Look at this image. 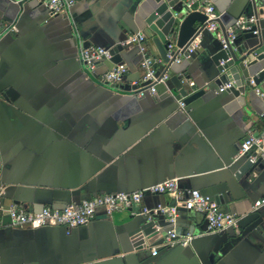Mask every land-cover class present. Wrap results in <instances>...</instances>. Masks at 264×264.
Here are the masks:
<instances>
[{
	"label": "crops",
	"instance_id": "0c3cea01",
	"mask_svg": "<svg viewBox=\"0 0 264 264\" xmlns=\"http://www.w3.org/2000/svg\"><path fill=\"white\" fill-rule=\"evenodd\" d=\"M213 2L218 24L225 28L254 12L251 0ZM149 3L74 0L69 10L52 15L39 0H0V22L17 26L0 38V91L14 87L19 94L9 102L0 97L4 204L32 211L64 208L72 201L173 177L183 191L147 194L141 205L110 214L99 208L87 223V238L79 228L67 234L63 226H11L9 215L0 212V264H264V204L253 208L255 200L264 198V160L258 172L240 179L234 172L243 162L229 166L247 133L264 130V100L252 90L240 105L230 91H207L189 104L190 111L179 108L181 88L189 93L208 82L215 85L211 57L221 49V29L204 32L203 49L175 62L155 95L139 96L107 84L101 77L107 60L87 73L76 59L85 42L111 48L138 30L147 35L150 52L158 54L145 23ZM257 15L264 37L260 2ZM124 47L128 72L120 83L126 86L139 75L142 79V70L138 47ZM263 66L264 60L255 71ZM258 87L264 90V80ZM190 188L221 195L220 210L240 216L242 226L234 230L239 237L224 253L217 252L221 237L205 233V214L179 203ZM158 203L178 206L172 227L180 236L192 235V244L168 246L160 238L134 248L133 210ZM158 215L160 225L169 229L166 215ZM249 227L259 228L252 229L250 238L243 236Z\"/></svg>",
	"mask_w": 264,
	"mask_h": 264
},
{
	"label": "built area",
	"instance_id": "2783aa9c",
	"mask_svg": "<svg viewBox=\"0 0 264 264\" xmlns=\"http://www.w3.org/2000/svg\"><path fill=\"white\" fill-rule=\"evenodd\" d=\"M47 8L50 9L52 14H59L67 10L74 4V0H39ZM182 4V8L186 13L193 11H200L207 15V27L209 30L215 32L219 31V25L217 23L216 8L213 0H178ZM262 2V9L264 14V0ZM258 17L251 15L249 17H240L237 19L235 25L227 30V36L231 42L236 38L237 29H251L253 25H257L254 33H258ZM17 31L15 24H7L0 22V38L7 33H14ZM147 35L143 31L133 33L128 36L122 42L123 46L138 45L142 59L139 63L142 70V81H150L151 85L146 89H141L138 93L139 96H143L145 91L148 90L151 94H156V84L164 83L168 80V72L160 71V67L164 64L163 59L159 54L151 53L147 45ZM200 38L194 39L186 49H179V53L175 56L174 63H180L184 59H190L196 54V49L199 46ZM223 47L227 48L228 44L222 37ZM175 47L174 42L169 43V52ZM172 58L171 55H169ZM80 57L85 63L86 67L95 71L98 64L104 60H110L112 54L110 48L104 46H90L81 50ZM160 71V72H159ZM128 72V66L125 63L113 64L110 68L106 69L101 77L103 80L120 83L122 82ZM133 81V84H136ZM232 83H226L220 86V91H224L230 88ZM256 93L264 100V90L260 87H255ZM180 107L184 109L185 103L183 98L179 99ZM261 117L264 118V110L261 112ZM246 157L251 160L252 163L258 160H264V130L261 133H254L249 131L242 142L239 144L238 151L234 156V161ZM5 192V185L0 180V212H5L10 217V225L15 227H42V226H63L67 229V233L73 228L89 223L96 215L99 208L105 210L108 214L114 212L119 208L133 209L137 205H141L144 193L150 192L153 194L170 193L174 195L181 194L183 191L179 186V178H166L165 180L148 185L140 190L133 192H112L104 193L96 197L83 198L78 203H71L64 209H54L51 206H45L38 211L26 210L22 206L18 205H5L2 200V195ZM184 198L179 197V203L187 210L200 211L205 214L208 230L211 233H219L227 231L234 227L239 229L238 221L239 216L220 210V205L216 199L212 198L208 194L202 193L200 189L190 188L184 191ZM264 204V198L257 200L253 204V208L257 209ZM154 210L157 214H167L171 225H174L177 221L178 206L177 205H162L159 204L156 208L150 209L146 206L142 207L143 213H150ZM133 213H137V210H133ZM193 236L188 234L180 236L176 229L173 227L168 230L165 245L173 246L176 243L181 245H187ZM158 249L154 248L153 255L158 254Z\"/></svg>",
	"mask_w": 264,
	"mask_h": 264
},
{
	"label": "water",
	"instance_id": "95a60500",
	"mask_svg": "<svg viewBox=\"0 0 264 264\" xmlns=\"http://www.w3.org/2000/svg\"><path fill=\"white\" fill-rule=\"evenodd\" d=\"M149 2H150L149 7L151 8V11L145 18L146 27L148 28L151 35L153 36V42L156 46L157 52L161 56L164 62V64L160 67V71L168 72V70L173 66L174 64L173 61L175 59V56L179 53L180 48H183V50L186 49L188 45H190V43L194 39L199 37L200 42H199V46L196 49V54L203 49L201 40L204 35V32L211 31L207 27V22H206L207 15L200 11H193L190 13H186L182 8V4L178 0H149ZM259 2L262 4L260 0H251L252 7L254 8V12L247 14L244 17H249L251 15H255L258 17L257 4ZM67 10H69V8ZM240 17H243V16H240ZM237 19L235 20L234 25ZM216 21L218 23V18ZM256 27L257 25H253L251 29H240L241 35H239L238 32H236L237 33L236 38L231 42V40L227 36V30L229 28H225L222 25L219 26V28L221 29L220 30L221 49L215 52L211 57L212 61L215 64V68H216V74H215V77L213 78L214 80L213 82L215 83L216 86L212 85V82H208V83H205L202 87H199L196 90H193L192 92H189V93H187V90L185 88H181L180 96L181 98H183L185 107L183 109L180 107V104H179L180 109L187 111V112L190 111L189 104L195 101L196 99L204 96L207 93V91H211L215 94H218L224 91H230L237 97L240 105H245L247 96L250 95L252 93V90H255V87L258 86V84L264 80V66L258 69L257 71H255L256 65L260 61L264 60V37L260 35L259 33L260 31L258 33L253 32L256 29ZM139 31L141 30H138L136 32H139ZM7 34H11V33H7ZM222 37L226 40L228 44L227 48L223 47ZM171 42H174L175 47L173 50L169 52L168 45ZM83 45H84L83 48L92 46L91 42L89 41L88 43L85 42ZM135 46H137L139 50V57H140L139 63H140L142 59V54L140 53L139 46L138 45H135ZM124 49L125 47L121 43H118L110 48L112 58L110 60H107L110 63L109 65H107V69L113 66V64L124 63V58L121 54V51ZM80 53H81V50H79L76 56V59H78L79 63H81L83 69L87 73H89L88 72L89 69L86 67L85 63L82 61L80 57ZM169 55H171L172 58H170ZM133 81H136L137 83L133 84ZM133 81H131V84L126 85V86L122 85L121 83L115 84L109 81H106V82L107 84H110L117 88L131 90V93L133 94H138L141 89H146L147 87L151 85L150 81H142L140 75L138 79L133 80ZM184 81L185 79L182 77L180 79V82L183 84ZM229 82L232 83V86L230 88H227L224 91H220V86L226 83H229ZM170 90L172 91V89ZM147 91L148 90H146L145 93ZM18 95L19 94L14 87H7L0 91V97H2L8 102L14 101L18 97ZM261 161L262 160L260 159L257 162L252 163L251 160L247 159L246 157H242L238 159L237 161H233L232 159L231 162L229 163V166L232 168L233 166H237V164L243 162L241 165H239V167L235 169V172H234L236 178L240 179L242 176H244L247 173L258 172V168H259V165L261 164ZM173 178H178V177H173ZM155 183H158V182H155ZM144 187L146 186H142L141 188H138L135 190H118V191H111V192H106V193L133 192V191L140 190ZM193 189H199V188H193ZM202 193L210 195L212 198L216 199V201L220 205V201L222 200L221 195L217 196V195H213V194H210L204 191H202ZM147 194H152V193L145 192L144 196H146ZM257 200H255L254 203ZM80 201L81 200L72 201L69 204L78 203ZM159 204L166 205L163 203H158V205ZM43 207H41L40 209H42ZM142 207L143 206L137 209V213H132L133 215L137 216L134 219H132L133 227L130 233L132 237L133 246L136 249H141L144 246L145 240L148 242H152L155 239H160V238L165 240L168 230L173 228L172 225H170L169 229H166L164 225H160L159 219H158L159 215L154 210H151L150 213L148 214L143 213ZM52 208L59 209V210L64 209V208H56V207H52ZM150 209H154V208H150ZM38 210H35V211H38ZM165 215L168 218V215L167 214ZM238 226L239 227L242 226L240 216H239ZM76 228H79V230L82 231L83 238H87L88 224H84ZM76 228H73L70 231V233ZM64 229H65V232L67 233V229L65 227ZM252 229L253 228L249 227L246 231H244L243 236L250 238L252 236L251 235ZM254 229L259 230L258 227H254ZM234 230H237V229L232 227L231 229L227 231L217 233L221 237V240H222V246L220 250H217L218 253H221V254L224 253L235 242V239L239 237L237 236ZM70 233H67V234H70ZM205 233L211 234V232H209L208 230V224H207V228L205 229ZM190 244H192V240L190 241ZM219 264H222V263H219Z\"/></svg>",
	"mask_w": 264,
	"mask_h": 264
}]
</instances>
